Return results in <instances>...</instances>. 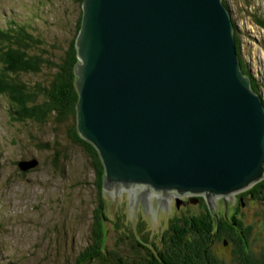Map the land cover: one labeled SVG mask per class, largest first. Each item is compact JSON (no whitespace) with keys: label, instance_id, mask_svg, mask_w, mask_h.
Returning <instances> with one entry per match:
<instances>
[{"label":"water","instance_id":"95a60500","mask_svg":"<svg viewBox=\"0 0 264 264\" xmlns=\"http://www.w3.org/2000/svg\"><path fill=\"white\" fill-rule=\"evenodd\" d=\"M231 16L222 0H82L76 128L106 191L178 204L264 178V100L240 68Z\"/></svg>","mask_w":264,"mask_h":264},{"label":"rangeland","instance_id":"374dc122","mask_svg":"<svg viewBox=\"0 0 264 264\" xmlns=\"http://www.w3.org/2000/svg\"><path fill=\"white\" fill-rule=\"evenodd\" d=\"M228 3L241 40V58L264 100V28L257 21L264 19V0ZM80 10L75 0H0V27L16 22L33 28L57 58V46L64 48L72 36ZM2 63L0 47V68ZM51 71L42 67L39 72L23 74L21 80L30 85L45 83ZM9 107L7 95L0 93V264L76 262L90 242L96 206L102 200L104 243L130 258L136 256L138 247L121 241L123 235L129 233L144 244L150 240L160 246L167 227L181 224L175 218L179 214L177 195L160 198L159 193H113L104 188L98 194L90 158L69 138L73 120L19 121L11 116ZM33 158L35 167L19 169V161ZM253 196L257 198L243 200V206L236 195L225 198L227 206L219 197L206 204L214 222L237 213L242 226L252 225L247 250L259 255L264 254V190ZM188 209L197 212L199 207ZM119 217L121 229L115 225ZM215 245L223 251L221 241ZM213 250L219 253L215 247Z\"/></svg>","mask_w":264,"mask_h":264},{"label":"trees","instance_id":"16d2710c","mask_svg":"<svg viewBox=\"0 0 264 264\" xmlns=\"http://www.w3.org/2000/svg\"><path fill=\"white\" fill-rule=\"evenodd\" d=\"M75 1L81 7L82 0ZM222 2L232 15L228 0H222ZM80 21L81 10L79 17L76 19L72 36L64 48L57 46L56 50L59 52L57 58L53 57L52 52L48 50L47 42L33 28L29 29L27 25L16 22H7V26L0 27V47L3 61L0 68V93L7 95L11 116L19 121L34 120L44 123L48 119H54L56 122L62 123L70 119L73 120L68 131L69 138L72 143L81 146L90 158L95 174V185L98 194H100L103 188L102 176L104 172L101 160L94 146L82 139L76 128L75 105L77 92L74 86V66L77 57L75 38ZM232 21L234 23L233 36L240 68L250 78L252 89L261 96L257 82L252 77L244 59L241 58V40L237 24L234 19ZM257 21L264 28V19H258ZM28 25L30 26V24ZM42 67L52 70L47 82H37L30 85L21 80L23 74L39 72ZM263 190L264 179L246 191H242L239 195L245 193L257 194L258 191ZM96 207L90 242L81 251L76 262L70 264H231L224 262L222 255L218 259L209 251L208 245L217 238V236L213 237L215 229H217V235L223 234L221 233L222 222L220 220L217 221L218 224L203 215L186 220V222L180 220L181 224H178L176 228H174L175 226H168L163 232L160 246H156L155 243L146 246L151 242L146 238L147 243L144 244L138 238H131L129 233L123 235L120 238L121 241H128L131 245L135 244L138 247L135 249L136 256L130 258L121 254L119 249H111L106 246L104 243L106 230H104L102 223V220H105L102 215L105 208L103 200L99 201ZM230 224L242 228L239 219L231 218ZM115 225L121 229L122 221L120 217ZM168 228L172 229L173 234L171 236L168 235ZM141 238L144 239L143 234ZM245 246L240 243V247L236 252L240 259L237 264H264L263 254L255 255L253 252L248 251ZM153 248L158 250L156 255L152 251ZM227 251L223 252L227 253Z\"/></svg>","mask_w":264,"mask_h":264},{"label":"flooded vegetation","instance_id":"af4514ba","mask_svg":"<svg viewBox=\"0 0 264 264\" xmlns=\"http://www.w3.org/2000/svg\"><path fill=\"white\" fill-rule=\"evenodd\" d=\"M246 190H244V191H246ZM258 192L261 193L262 191H258ZM240 193L236 194V197H238L239 201H241L242 206L244 205L243 200H245V199L247 200L250 198H257V197L253 196L254 194L245 193V194L239 195ZM206 201L208 202V200H206V198H204V196H202V195H197V196L183 195L179 199L178 204H176L177 212H179V214L177 216L175 215V218L178 217V220L186 222V220L188 221V220H191L195 217L203 215V216H205V217H207L213 221V219L211 218L212 213L210 211V207L206 204ZM190 206L199 207V210L197 212H193V211L188 209ZM224 206H227V202H224ZM182 208H183V210H182ZM237 212H239L238 208H237ZM214 214H216V212ZM240 214L245 215L244 212H241ZM231 218H235L237 220L238 219L240 220L239 216H237V213H231L230 218H223V219L219 218V220L222 222L221 233H223V234L217 235V229H215V231L213 233V237L217 236V238L212 240L211 244L208 245V247H209V251L212 254H214L218 259H220L221 255H222L224 262L231 263V264H237L240 261V259H239V256L237 255L236 252L238 251V249L240 247V243H242L243 245H246L245 247L248 248V244H246V238L250 234V231L252 229V225H249L248 227L242 226V228L240 229V228H237L236 226H232L230 224ZM217 223L219 224V222H217ZM218 227L219 226L217 225V228ZM174 228H176V225ZM171 231H172V229L168 233V235H170V236L173 234ZM220 241H221L223 251L228 250L227 253H225L223 251H219V248L216 245L213 246V244L218 243ZM146 246H151V242H149L148 245H146ZM213 247H215L219 251V253L214 251ZM148 250H149V248H148ZM152 251L156 255L158 250H157V248L156 249L153 248ZM146 252H147V250H146ZM261 254H263V252H261Z\"/></svg>","mask_w":264,"mask_h":264},{"label":"bare ground","instance_id":"6f19581e","mask_svg":"<svg viewBox=\"0 0 264 264\" xmlns=\"http://www.w3.org/2000/svg\"><path fill=\"white\" fill-rule=\"evenodd\" d=\"M263 179H264V178H263ZM263 179H261V180H263ZM261 180H260V181H261ZM258 182H259V181H258ZM255 184H256V183H255ZM253 185H254V184H253ZM253 185H252V186H253ZM166 195H170V194H162V193H159L158 196H159L160 198H161V197H162V198H163V197L167 198ZM214 197H217V196H211L209 199H213ZM204 198H205V196H204Z\"/></svg>","mask_w":264,"mask_h":264}]
</instances>
